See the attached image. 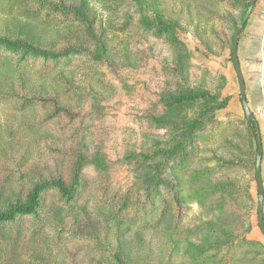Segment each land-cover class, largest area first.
Masks as SVG:
<instances>
[{
  "label": "rangeland",
  "instance_id": "obj_1",
  "mask_svg": "<svg viewBox=\"0 0 264 264\" xmlns=\"http://www.w3.org/2000/svg\"><path fill=\"white\" fill-rule=\"evenodd\" d=\"M249 1L0 0V37L73 51L0 46V211L79 173L0 223V264H264L232 58ZM238 55L264 147V0Z\"/></svg>",
  "mask_w": 264,
  "mask_h": 264
},
{
  "label": "trees",
  "instance_id": "obj_2",
  "mask_svg": "<svg viewBox=\"0 0 264 264\" xmlns=\"http://www.w3.org/2000/svg\"><path fill=\"white\" fill-rule=\"evenodd\" d=\"M251 0L247 3V9L250 5ZM77 14L81 16V18H84L83 13H80V9H77ZM248 22L246 23L245 27L243 28L242 32L246 28ZM158 31L159 32H172L174 30V27L170 24H167L163 21H158ZM0 46L4 47L8 50L11 51H24L25 53H29L35 56H43V57H50V58H57L61 56H65L67 54H70V52H73L72 50L68 49L63 52H51L44 50L42 48L36 47L32 44L26 43V42H21L17 40H11L6 37H0ZM102 50L105 51L104 45H102ZM206 98L210 97L209 93L204 91L203 93H191L190 95L188 94L187 96H181L178 101H183V100H196L200 98ZM221 107L225 106V102L220 105ZM198 119H194L189 127H190V134L193 132V129H195L198 126ZM258 124V122L256 121ZM250 126V125H249ZM259 126V125H258ZM252 134L255 137L254 131L252 129ZM256 139V137H255ZM257 143V141H256ZM256 157H257V149H256ZM79 182V173L77 172L75 174L74 182L71 188H68L62 181L58 179H51V180H46L41 182L40 184H37L34 186L28 195V200L27 203L25 204H13L11 205L7 210L5 211H0V223H4L7 221H11L14 219L17 215L19 214H32L34 213L38 206H39V200L42 192H44L47 189L50 188H56L59 190L60 193L66 195V196H71L73 191H75L77 185ZM258 214V210H257ZM260 227V226H259Z\"/></svg>",
  "mask_w": 264,
  "mask_h": 264
},
{
  "label": "water",
  "instance_id": "obj_3",
  "mask_svg": "<svg viewBox=\"0 0 264 264\" xmlns=\"http://www.w3.org/2000/svg\"><path fill=\"white\" fill-rule=\"evenodd\" d=\"M257 1L258 0H251L250 5L244 15V18L235 32L233 39L232 58L239 78V83L241 87V99L245 109V116L248 124L254 131L257 141L256 178H257V187H258V223L261 231L264 233V181L262 176V160L264 154L263 140L259 126L256 123L257 121L256 116L254 112L250 109L247 102L246 82H245L244 74L242 72L239 55H238L239 39L242 30L245 27L246 23L249 21Z\"/></svg>",
  "mask_w": 264,
  "mask_h": 264
}]
</instances>
